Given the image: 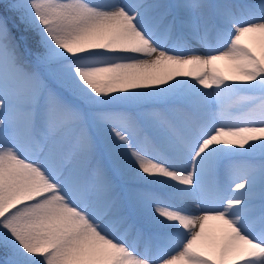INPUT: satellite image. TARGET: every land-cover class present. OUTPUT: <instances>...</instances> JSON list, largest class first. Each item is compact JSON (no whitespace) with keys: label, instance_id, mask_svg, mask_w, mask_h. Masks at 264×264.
Here are the masks:
<instances>
[{"label":"snow or ice","instance_id":"obj_1","mask_svg":"<svg viewBox=\"0 0 264 264\" xmlns=\"http://www.w3.org/2000/svg\"><path fill=\"white\" fill-rule=\"evenodd\" d=\"M0 264H264V0H0Z\"/></svg>","mask_w":264,"mask_h":264}]
</instances>
